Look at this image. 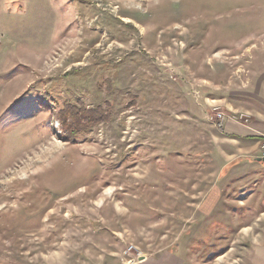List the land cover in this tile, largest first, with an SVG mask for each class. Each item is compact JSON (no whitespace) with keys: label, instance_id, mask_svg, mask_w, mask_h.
Instances as JSON below:
<instances>
[{"label":"rangeland","instance_id":"obj_1","mask_svg":"<svg viewBox=\"0 0 264 264\" xmlns=\"http://www.w3.org/2000/svg\"><path fill=\"white\" fill-rule=\"evenodd\" d=\"M263 157L264 0H0V264H264Z\"/></svg>","mask_w":264,"mask_h":264},{"label":"crops","instance_id":"obj_2","mask_svg":"<svg viewBox=\"0 0 264 264\" xmlns=\"http://www.w3.org/2000/svg\"><path fill=\"white\" fill-rule=\"evenodd\" d=\"M229 127L232 129H234L235 128V126L232 124V123H229ZM237 130H239V128H236ZM169 256H170V258H169ZM149 259H147V260H144V261H141V262H138V263H136V264H144V263H146L147 261H148ZM168 261V262H178L177 260V257H175L174 255L172 256V255H169V253H165V255H163L161 258H159L158 260H156V263L155 264H163V263H165L164 261ZM165 264H167V263H165Z\"/></svg>","mask_w":264,"mask_h":264},{"label":"trees","instance_id":"obj_3","mask_svg":"<svg viewBox=\"0 0 264 264\" xmlns=\"http://www.w3.org/2000/svg\"><path fill=\"white\" fill-rule=\"evenodd\" d=\"M68 111H70L69 115H71L73 118L76 116V110L74 109V106H68L67 108H64L63 110H61L60 113L64 114V113H66ZM93 112H95V111H93ZM90 115L96 116V114L92 113L91 111H90ZM58 118L61 120L62 119V115H59ZM73 128L74 129H72V133H76L78 129H75V126Z\"/></svg>","mask_w":264,"mask_h":264},{"label":"built area","instance_id":"obj_4","mask_svg":"<svg viewBox=\"0 0 264 264\" xmlns=\"http://www.w3.org/2000/svg\"><path fill=\"white\" fill-rule=\"evenodd\" d=\"M217 118H218L219 120H223V115L219 113Z\"/></svg>","mask_w":264,"mask_h":264},{"label":"water","instance_id":"obj_5","mask_svg":"<svg viewBox=\"0 0 264 264\" xmlns=\"http://www.w3.org/2000/svg\"><path fill=\"white\" fill-rule=\"evenodd\" d=\"M257 160L259 161V160H262V161H264V157L263 158H257Z\"/></svg>","mask_w":264,"mask_h":264}]
</instances>
